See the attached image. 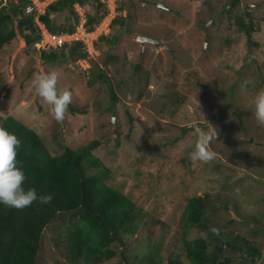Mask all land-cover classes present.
I'll return each mask as SVG.
<instances>
[{
  "label": "rangeland",
  "instance_id": "rangeland-1",
  "mask_svg": "<svg viewBox=\"0 0 264 264\" xmlns=\"http://www.w3.org/2000/svg\"><path fill=\"white\" fill-rule=\"evenodd\" d=\"M124 1L117 0L118 6ZM128 2L122 13L129 16L127 29L113 50L102 43L78 60L68 54L44 63L27 48L14 21L16 39L0 51V117L13 116L35 130L54 155L100 142L93 154L111 170L105 182L135 202L141 226L126 235L125 249L113 244L117 255L99 264H167L176 256L187 264L183 217L195 196L208 197V224L228 235L222 258L264 264V124L256 120L253 104L264 81L255 62L246 59L264 63V0ZM86 5L84 11L94 12L92 0ZM74 6L81 16V7ZM242 14L246 23L254 21L251 43L238 29L236 16ZM52 18L58 25L72 23L70 10ZM92 41L87 38L86 45ZM254 41L259 46L250 50ZM100 69L119 97L115 111L107 83L88 84ZM42 70L58 74V89L70 91V104L83 112L72 113L68 105L62 121L54 118L32 84ZM197 127L217 130L208 144L215 152L210 161L191 159ZM205 236L194 226L187 239ZM37 264L74 263L47 230Z\"/></svg>",
  "mask_w": 264,
  "mask_h": 264
},
{
  "label": "trees",
  "instance_id": "trees-1",
  "mask_svg": "<svg viewBox=\"0 0 264 264\" xmlns=\"http://www.w3.org/2000/svg\"><path fill=\"white\" fill-rule=\"evenodd\" d=\"M87 1L89 0H59L48 8L41 19L53 33H73L79 22L74 5L85 6ZM7 2L8 5H3V0H0V51L16 39L14 21H18L17 26L26 40L27 48H33V51L39 53L44 63H55L68 54L77 60L87 57L86 46L82 41H74L50 51L39 52L34 49V44L40 39L35 23L36 13H24L26 3L28 4L26 0ZM92 2L94 12H88L86 23L89 31L95 29L108 14L99 0ZM128 6L129 2L125 0L118 7L119 14L112 22L110 33L101 35L95 43L96 47L106 43L113 50L117 45L119 36L127 29L129 16H123L122 13ZM64 10L71 11L72 23L66 21L58 25L52 17ZM237 17L239 31H243L246 41H250L255 29L253 19L248 24L244 20V14ZM117 23H120L121 28L116 29ZM252 46L258 47L259 44L252 42L250 50ZM246 59L255 62L259 77L264 81V63H259L254 56ZM99 81L107 83L115 111L119 97L114 84L102 69L98 73L92 72L88 84L93 86ZM69 108L72 113L83 112L76 105L69 104ZM0 127L15 133L21 141L17 147V160L21 162L18 166L23 168L26 175L25 188L35 187L38 193L52 195V200L47 204H41L38 200L23 208L0 204V264H37L47 230L53 234L56 247L74 264L77 261L99 264L117 255L112 248L113 244H119L123 249L128 246L126 235L138 232L141 215L136 212V204L131 198L105 182L111 170L93 154L100 145L98 140L77 148L65 147L61 154L54 155L35 130L13 116L0 117ZM92 167L98 169L94 174H89ZM209 204L207 196H195L188 201L183 217L185 230L182 239L187 264L232 262L230 257H221V243L228 235L208 224L206 215ZM194 226L205 230L207 236L187 239L190 228ZM234 240L240 241V237L237 236ZM241 241L248 244L252 257L259 254L247 240L243 238ZM149 258L150 263L155 261L153 257ZM167 264L185 262L180 256H176Z\"/></svg>",
  "mask_w": 264,
  "mask_h": 264
},
{
  "label": "clouds",
  "instance_id": "clouds-1",
  "mask_svg": "<svg viewBox=\"0 0 264 264\" xmlns=\"http://www.w3.org/2000/svg\"><path fill=\"white\" fill-rule=\"evenodd\" d=\"M26 1L28 2V4L26 3L24 13L26 15L34 13L28 12L27 7L31 5L32 2L29 0ZM78 6L80 5L78 4ZM80 7H87V5L85 4V6ZM75 9L76 8L74 6V10ZM47 10L45 14L47 13ZM75 12L79 18L80 15L76 10ZM44 15H41V17ZM86 16L88 21V10L86 11ZM157 42L159 45L160 42ZM35 44L34 49H37L35 47ZM57 81L58 74L55 71L48 72L42 70L38 74H35L32 84L42 100L46 101L52 106V114L54 118L57 121H62L64 119L65 111L68 105L71 103L72 94L68 90H64L61 92L57 87ZM253 104L256 120L261 124H264V89L258 91L254 96ZM196 132L198 133V139L195 144L194 150L190 154L191 159L193 160V162H207L214 159L215 152L208 149V144L211 140L216 138V128L204 129L197 127ZM20 143L21 141L15 133L8 131L6 128L0 127V204L15 208H23L29 206L37 200L41 204H47L52 200L51 194L38 193L35 187L25 188L24 186L26 175L23 168L18 166V164H20L21 162L17 160V147L20 145Z\"/></svg>",
  "mask_w": 264,
  "mask_h": 264
},
{
  "label": "built area",
  "instance_id": "built-area-1",
  "mask_svg": "<svg viewBox=\"0 0 264 264\" xmlns=\"http://www.w3.org/2000/svg\"><path fill=\"white\" fill-rule=\"evenodd\" d=\"M32 2L31 5L27 7L29 13L34 12L35 22L38 26V34L40 35L39 41L35 44V47L39 51H50L51 49H60L65 47L66 44L72 43L74 41H82L86 46V50L89 53V49L95 50V43L100 38L101 35L106 34L110 31L111 25L115 17L117 16L118 3L117 0H99L102 4H104L105 8L108 10V14L106 17L102 19V21L96 26L95 29L89 31L86 27L87 16L86 10L81 7L83 12L81 16H79V22L76 25V29L73 33H53L45 24L44 21L40 18L41 15H44L47 8L58 0H29ZM79 14V13H78ZM85 17V18H84ZM97 40L94 39V35ZM87 38H92V47L86 45L85 40Z\"/></svg>",
  "mask_w": 264,
  "mask_h": 264
},
{
  "label": "water",
  "instance_id": "water-1",
  "mask_svg": "<svg viewBox=\"0 0 264 264\" xmlns=\"http://www.w3.org/2000/svg\"><path fill=\"white\" fill-rule=\"evenodd\" d=\"M139 39H140L142 42L148 41V42H154V43L158 44L157 41H154V40H151V39H148V38H145V37H139Z\"/></svg>",
  "mask_w": 264,
  "mask_h": 264
}]
</instances>
